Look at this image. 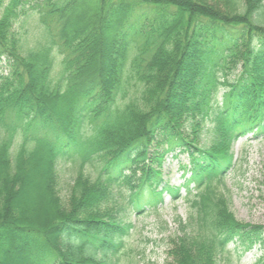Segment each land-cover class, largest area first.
<instances>
[{"label": "trees", "instance_id": "16d2710c", "mask_svg": "<svg viewBox=\"0 0 264 264\" xmlns=\"http://www.w3.org/2000/svg\"><path fill=\"white\" fill-rule=\"evenodd\" d=\"M30 13L32 45L18 28ZM257 128L264 0H0V264H120L126 210L163 200L177 148L195 188L169 264L264 245L223 191L235 139Z\"/></svg>", "mask_w": 264, "mask_h": 264}, {"label": "rangeland", "instance_id": "374dc122", "mask_svg": "<svg viewBox=\"0 0 264 264\" xmlns=\"http://www.w3.org/2000/svg\"><path fill=\"white\" fill-rule=\"evenodd\" d=\"M18 28L24 34L29 45L42 40L43 27L38 16L30 13L23 17ZM59 66L55 65L53 79H59ZM192 132V131H191ZM209 135L204 132L200 142L205 144ZM179 152V149L175 153ZM235 165L228 171L223 187L226 196L231 200L230 207L235 217L245 223L264 225V134L249 133L236 142L233 147ZM187 154L174 157L172 153L166 157L162 167V177L169 185L179 188L178 197L163 194L165 201L159 211H149L139 216L127 218L135 224L128 239V248L120 264H168L171 260L167 251L170 240L181 232V225L188 222L191 208L188 194L182 187L181 164L188 163ZM68 168V167H66ZM72 172L63 171L61 175L60 193L63 198L69 194ZM29 204H36L35 197L30 196ZM229 255L221 257L219 264H260L257 260L263 256L264 248L254 247L250 252L239 258L230 246ZM15 264H23L18 261Z\"/></svg>", "mask_w": 264, "mask_h": 264}]
</instances>
